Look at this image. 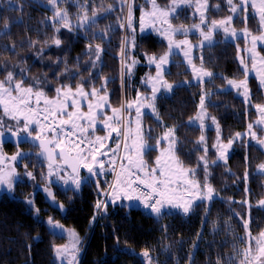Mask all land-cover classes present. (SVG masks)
<instances>
[{"label":"trees","instance_id":"trees-1","mask_svg":"<svg viewBox=\"0 0 264 264\" xmlns=\"http://www.w3.org/2000/svg\"><path fill=\"white\" fill-rule=\"evenodd\" d=\"M169 1L157 0L161 5ZM83 2L58 0V7L69 14V30L53 20L54 10L47 0H0V79L12 72L16 79L25 81V86L34 80L44 81L45 92L55 95L54 89L61 84L75 87L83 80L85 88L99 87L107 78L111 105L118 107L124 103L135 92L131 84H140L138 75L145 72V66L137 65L131 76L125 67L131 53L127 50V5L122 6L120 0H88V14L91 16L96 9L97 20L89 28H81L77 26V15L83 13L78 7ZM108 5L114 7L110 13L103 11ZM121 23L125 26L120 27ZM233 25H245L243 12L236 15ZM246 25L254 32L258 29L251 12ZM55 39L61 41L59 46ZM97 45L103 50L98 61ZM165 49V42L156 34L145 32L135 38L133 53L142 57L145 53L160 54ZM195 52L194 59L201 64L202 56L203 66L213 72V77L203 83H180L169 94L158 95L156 117L150 113L143 116L145 139L154 149L143 157L149 167L154 164L158 153L154 144L165 129L172 127L176 154L185 167L196 169L195 178L201 185L205 183V172L197 165L207 148V182L217 197L210 203L198 202L186 215L179 210L166 211L161 217L145 215L130 201L106 200V210H99L97 203L104 199L100 192L108 186L111 174L105 181L95 177L99 186L90 180L83 181L79 190L62 188L52 180L48 182V167L34 154L19 171L21 177L14 184V195L0 194V264H67L55 252L56 247L70 243L65 227L79 237L78 264H148L142 256L144 251H148L152 264H228V257L234 255L233 244L243 247L236 238L244 236V219L249 221L252 234L264 230V206L257 204L264 196V175L255 171L256 165L264 164V150L243 136L234 140L225 162L216 161L214 129L206 128L202 133L187 121L197 111L201 95H205V107L219 122L221 140L227 142L255 119L252 106L264 100V90L249 76V103L232 90L222 88L227 78L244 77L236 61V42L217 40ZM72 74H76L74 80L69 79ZM165 76L168 82H180L191 75L178 56L173 55ZM139 89L146 90L140 85ZM201 134L205 142L198 144ZM4 147L12 146L9 143ZM26 171L32 172L35 179L25 176ZM29 199L32 204L27 202ZM49 218L63 225V232L51 227L47 223Z\"/></svg>","mask_w":264,"mask_h":264},{"label":"snow or ice","instance_id":"snow-or-ice-1","mask_svg":"<svg viewBox=\"0 0 264 264\" xmlns=\"http://www.w3.org/2000/svg\"><path fill=\"white\" fill-rule=\"evenodd\" d=\"M47 2L54 10L53 20L71 30L72 24L69 14L66 10H61L58 7V0H47ZM148 2L152 7L151 11H142L140 18L141 31H144L146 27H151L168 41V50L163 55L158 58L155 56L149 58V63L154 64L156 70V75L145 81L146 84L151 85L150 97H141L138 93L135 101H126L118 108L112 107V114L107 115L105 109L111 107L107 95V78L104 79V83L99 89L93 85L90 91L85 90V81L83 80L76 84L74 89L70 83L61 84L54 89L56 95L50 98L44 90L46 82L34 80L33 83L25 86L23 79H16L12 72H8L5 80H0V129L4 128V117L15 121V130L13 131L10 126L9 131L18 141L34 142L35 146L40 149L36 155L47 161V177L56 176L65 185L71 183L77 190L80 189L83 181H90L105 174V161L100 157L108 156L111 152L112 155L109 157L108 163L112 171H115L117 159L120 160V172L116 174L115 183L110 186L113 200L123 197L129 201H137L157 217L166 214L168 209L179 210L186 215L195 206H198V202L207 201L210 203L215 198L214 189L207 182L209 175L207 148L203 149L204 155L199 157L197 165V167H202L205 172V183L203 185L195 178L196 169L185 167L176 154L174 146L177 141L173 136L174 130L172 129L165 133L162 138L163 140L172 138L169 147L156 158L155 166L149 167L143 156L154 149L144 139L141 120L145 113L142 112V109L150 108L155 112L154 102L157 99V93L161 89L172 91L173 85L169 84L164 76L167 72L165 66L171 63L170 56L174 48L182 50L185 60L192 69L194 78L201 83L204 82L205 77H213V73L204 68L202 56L199 58L201 66L196 67L189 48L190 42L187 39H175L177 34L186 37L190 30L183 27H173L170 17H173L182 6L191 7L193 0H171L167 8H161L157 4V0H148ZM195 3L196 10L200 12V23L194 24L192 28L199 31L202 39L199 45L191 47L203 48L205 44L212 45L213 35L219 31L224 33L225 39L229 37L238 39L242 35L245 43L251 44V47H246L243 50L250 54L248 61L240 57L245 79L239 82L235 80L227 81L228 86L237 89L238 92L243 89V92L239 94L244 96L245 102L250 103V90L247 85L249 73L255 72L260 79V84L264 86V56H261L257 51V44H264V0H235V2L234 0H226L231 15L220 20L213 19L210 23L204 11H201V9L207 8V0H195ZM120 4L128 6L127 22L128 27L131 28V5L128 4V0H120ZM87 5L88 0L78 3V7L83 10L82 14L77 15L78 27L89 28L96 23L97 10L93 9L91 16H89ZM249 7L255 10L254 14L259 16L260 29L258 35H253L246 26L239 34L235 28L231 27L234 16L241 12L245 14L246 25V14ZM113 10V5H108L107 8L103 9L108 13ZM157 23L161 27L157 28ZM165 25L166 27H164ZM202 25L206 26V31L201 27ZM124 26L123 23L120 24V27ZM4 27L8 29L7 22H5ZM56 30L58 32L59 28ZM54 43L59 46L61 41L55 39ZM132 43L134 46V37ZM237 49L241 51L239 45H237ZM102 51L100 46L97 45L96 61L100 59ZM96 61L92 62L93 68L96 67ZM249 62L251 68H249ZM135 63L136 61H133V64ZM67 71L69 70L66 69ZM127 71L131 72V66L128 67ZM75 78L76 74L69 77L72 80ZM101 92L105 94L101 95ZM84 101H88L87 112L81 110ZM144 101H149V103L146 104ZM204 107L205 95H201L200 108L203 110ZM255 107L261 116V119L256 123L264 126V106L255 105ZM133 109L135 112L134 118L132 115ZM211 119L215 124V118ZM195 120L199 121V127L203 133L205 128L204 112L201 111ZM193 122L190 121V123ZM98 123L106 130L107 135L94 136V139H90V136L94 135ZM133 124H135V127H133ZM253 127L254 125L250 123L247 133H236L235 137L229 139L227 144H223L219 140V126L217 125V143L213 147L219 153L218 159L226 161L227 150L232 146L235 139H240L243 135L250 136L260 146H264V138H258L257 132L253 131ZM260 130L264 131V127H261ZM113 133L116 134L120 142L116 144L115 148H109L105 151V142L112 137ZM0 136H3L2 131H0ZM204 142L205 136L201 134L197 143L203 144ZM159 143L158 140L157 144ZM121 147L125 155L118 157ZM28 155L30 154L18 151L10 159L15 162L18 159L26 158ZM4 159L5 157L0 155V188L3 189L4 194L14 195L13 188L14 184L19 181V174L16 172L15 166L11 168L3 166ZM212 163L214 164L216 161H212ZM25 168H27L26 165ZM82 169L87 171V176L81 177L80 172ZM259 169L264 172V164L259 165ZM61 172L65 175L62 176ZM24 175L35 179L32 172L26 171ZM245 179H247V173H245ZM96 183L99 186L98 180ZM44 190L55 201L54 195L47 188ZM27 202L32 204L33 200L29 199ZM261 203H264V201ZM100 206L101 204L98 202L97 208ZM58 207L63 208L62 205H58ZM104 207L106 210L107 205L105 204ZM47 223L54 229H60L63 232V225L58 222L54 223L52 218H49ZM243 228L245 229V236L236 238L238 244L243 245V247L233 244L234 255L228 257V264H264V230L257 236H253L249 229L248 220L243 222ZM68 236L70 243L63 247H56V256L62 261L66 259L67 264H78L79 237L75 231H69ZM142 256L148 264H152L148 251H144Z\"/></svg>","mask_w":264,"mask_h":264},{"label":"rangeland","instance_id":"rangeland-1","mask_svg":"<svg viewBox=\"0 0 264 264\" xmlns=\"http://www.w3.org/2000/svg\"><path fill=\"white\" fill-rule=\"evenodd\" d=\"M234 2H235V0H234ZM170 3H171V0L166 5H161V4H159L157 2V4L161 8H167V7H169ZM130 5H131V10H132V20H131L132 27L129 28L128 27V22H127V16H128V10H129L128 9V6H127V9H126L127 11L125 13V21H126L127 32H128V35H127V43L129 44V46H127V50L131 51V53H130L128 62L125 63V65H126L125 67H126V69H128V67L131 66V72L130 73L128 72L129 75H131V76L134 75V70H136L137 65H143V66H145V72H142V73H140L138 75V77H140V78L137 79V80H138V82H140V84H134V83L131 84V88L132 89H135V92H133L132 95L128 99L125 100V102L126 101H129V102L130 101H135L136 98H137L138 93H139V95L141 97H144V96H149L150 97L151 96V85L150 84H146L145 81L149 77H154L156 75V70H155V65L149 63V58L150 57H153V56H155V57L158 58L159 56L163 55L168 50L167 49L168 41L163 36L159 35L156 31H154L151 27H146L144 31H141L140 18H141V15H142V11H151V7H152L151 4L148 2V0H131L130 1ZM201 11H204V14L207 17V20H208L209 23L213 19L220 20V19L226 18L227 16L231 15V13H230V11L228 9V5L226 3V0H207V8L206 9H201ZM254 11L255 10H253V9H251V7H249L248 12H251L253 14V16H255V18H256V23H257V27H258V29H257L256 32L252 31L249 27H247V25L234 26L233 25V22H234V19H235L236 15L234 16V19L232 21L231 27L232 28H235V30L239 34L241 32V30H243L245 28V26H246L247 29L253 35H258L259 34V29H260L259 16H258V14H254ZM248 12H247V14H248ZM185 15H190V17L189 18H185ZM243 16H245L244 13H243ZM170 20H171V23H172L173 27H183L185 29H189L190 30L189 33H188V35L186 37L184 35L177 34L176 37H175V39H177V40L187 39L190 42L189 48H190L191 55L193 56V63L196 65L197 68H199L201 66V64L194 59V57L196 55L195 50L197 49V51H199L202 48H200V47H191L193 45H199V43H200V41L202 39V37H200V35H199V31H197V30H195V29L192 28V26L194 24H199L200 23V12H198L196 10L195 0H193L191 7L186 6V5L185 6H182L178 10V12L173 15V17H170ZM156 27L159 28L161 26H160L159 23H157ZM164 27H166V25ZM201 27L204 28L205 31L207 30V28H206L205 25H202ZM133 29H134V31H133ZM145 32H152L154 35L156 34L163 42H165L166 49L163 52H161L160 54H148V53H145L144 56H142V57L141 56L134 55V53H133L134 46H133V43H132L133 37L134 38H137V37L141 36L142 34H144ZM224 39H225V37H224V33L222 31L216 32L213 35V42H215L217 40H224ZM238 39H241L242 42L241 43H238L237 39H234L232 37H229L228 39H225V40H230V41L236 42V50H237V52H236V61L239 64L240 70L243 72V66L240 64V57H243L246 61H248V58H249V55L250 54L249 53H246L243 50L246 47H251V44L250 43L246 44L245 43V39H244V37L242 35H240ZM249 41H250V37H249ZM205 45H208V44H205ZM237 45H239V49L241 51H238ZM257 51L260 53L261 56H264V44L258 43L257 44ZM173 55H177L178 56V59H180L185 64L186 69L189 71V74L191 75L189 79L182 80L180 82H170V81L168 82L166 80V76H164V79L169 84H172L173 85V89H174V86L175 85H178L180 83H185L186 81L188 83L200 82L199 80H197L196 78H194L192 69L188 65L187 61L185 60V58L183 56L182 50L181 49H175L174 48L173 51H172V55L170 56V61L173 60ZM133 61H136V63L133 64ZM165 67L168 70L169 64L166 65ZM204 68L207 71L212 72L210 69H207L206 67H204ZM249 68H251L250 62H249ZM249 76H252L255 79L256 84L259 86V88H262L264 90V86H262L260 84L259 77L255 74V72H250L249 75H248V77H247V85H248V89L250 90V92H251L250 84H248V78H249ZM211 78L205 77L204 78V81L210 80ZM244 79H245V76L243 78H237V79L227 78L226 81H225V83H224V85L222 86V88L225 89V90L226 89L232 90L233 93L236 96H240L245 101L244 96L241 95V94H239L240 92H243V89H240L239 92H238L237 89L232 88V87L228 86V84H227V81L228 80H235V81L239 82L240 80H244ZM0 80H5V78L4 79H0ZM188 83H185V84H188ZM101 85L99 87H97V86H95V87L97 89H99L101 87ZM139 85L141 87H144V89H146V90L143 91V90L139 89ZM91 87L92 86H90L89 88H85V90L86 91H90ZM74 88L75 87H73V89ZM170 92L169 91H165L164 89H161L157 93V97H158L159 94H169ZM100 94L101 95H104L105 93L104 92H101ZM55 95H48V96L51 98V97H54ZM107 95H108V98H109V91L108 90H107ZM87 103H88V101L82 102L81 110L83 112H87ZM144 103L147 104V103H149V101H144ZM154 104H155V102H154ZM110 105H111V103H110ZM255 105H262V106H264V100L261 103L253 104L252 107L256 111V117H255V119L251 120L247 124L246 129L243 132H240V133L241 134L247 133V131H248V125L251 123V124L254 125L253 131H256L257 132V137L258 138H264V131H261L260 130V128L261 127H264V126L257 125V123H256L258 120L261 119V116H260V113L258 112V110L256 109ZM120 106H118V107H120ZM112 107L118 108L117 106H114V105L113 106L111 105V107L106 108L105 109V112H106L107 115H111L112 114L111 113V108ZM196 109H197V111L193 114L192 117H190L189 119H187V121L189 123H190V121H194L193 123H190V124H193V125L195 124L196 126L199 127V121L195 120V118L197 117V115L201 111H203L204 112V124H205L204 130L206 128L214 129V131L216 132V135H215V138H214V142L213 143L216 144L217 143V130L216 129H217V125L219 126V122L216 119H215V121H216L215 124L212 122V119L211 118H213V116L210 115L208 109H206V107H204L203 110L200 108V100L198 101V105H197V108ZM69 110L71 111L72 109L70 108ZM142 112L145 113V114L150 113L154 117H156V115H157V111L155 110V112H153L152 109H150V108H143L142 109ZM132 115H133V118H134V115H135L134 109H133ZM143 116H142V120H141V126H142V132L144 134V139H145L146 126L143 123ZM10 126H11L12 130L14 131L15 130V121H12V120L8 119L7 117H4V128L2 129V131H4L5 133L11 132V131H9V127ZM133 127H135V124H133ZM170 129L173 130L172 127L165 129L161 133L160 137L158 138V140L160 141V143L157 144V142H156L154 144L155 147L158 149V153L156 155V158L158 156H160L161 152H163L164 150H166L169 147V143L171 142V139L172 138H169V140H163L162 138L164 137L165 133H167ZM220 134H221V131H220V126H219V140H220L221 143L227 144L228 141L227 142H224V141L221 140ZM106 135H107L106 130H104L102 128V125L98 123L97 126H96L95 133H94L93 136H90V139H94V136H106ZM173 136L175 138V133L174 132H173ZM243 136L246 138V141H248V142H251L252 141L257 146H259L262 150H264V146H260L255 140H252L250 136H248V135H243ZM235 140H238V139H235ZM145 141H146V139H145ZM118 142H120L119 138H117L116 137V134L113 133L112 137L105 142L106 143V148L104 150L106 151L109 148H115L116 147V144ZM232 146H233V144H232ZM232 146L227 150V159H228V157L230 155L229 153H230V150L232 149ZM215 154H217V157L215 159L216 161L225 162L224 160H219L218 159L219 153H218V151H217L216 148H215ZM111 155H112V153L109 152L108 156L100 157L101 159H103L105 161V174L99 176L103 181H105L106 180V177L107 176L109 177V174H111L113 172L111 170V168H110L109 163H108V159H109V157ZM124 155H125L124 150L121 147V149L118 152V157H123ZM143 159H144V157H143ZM155 161H156V159H155ZM125 163H126V161H125ZM259 165H261V164L256 165L255 171L258 172V173H260V174H262V175H264V172H262L259 169ZM154 166H155V164L154 165H151L150 167H154ZM6 167L11 168L10 166H6ZM83 171H85V170H83ZM16 172L18 173V171H16ZM61 175L63 176V175H65V173L61 172ZM80 175H81V177H84V176H87L88 173L86 172L84 174H81V172H80ZM50 180H52L54 183L60 185V187H62V188H71V187L75 188L71 183H69L68 185H65L63 183V181L62 180H58L56 176L50 177L48 179V182H50ZM115 180H116V177L114 179V182H112V184H111V178L109 179L110 183L108 184V188H109V186H111V185H113L115 183ZM0 190H2V188H0ZM106 191H107V189L104 192L105 193V197L107 198V200L109 202H111V203H117V202H119V203H124V202L127 203L128 202V200L124 199L123 197H120L118 199L113 200L111 198V194H112V188L111 187L109 188V190L107 192ZM214 193H215V197H217L218 194H217V192L215 190H214ZM262 201H264V196L262 197L261 200L258 201L257 204L259 206H264V203H261ZM130 203H132V202H130ZM167 211H171V209H168ZM172 211H174V210L172 209ZM244 221H245V219L243 220V222ZM64 229L67 231V234H68L69 231H71V229L69 227H65ZM243 233H244V236H245V229H244V232ZM259 233H255V234H252V235L253 236H257ZM79 246H80V244L78 245V247Z\"/></svg>","mask_w":264,"mask_h":264},{"label":"flooded vegetation","instance_id":"flooded-vegetation-1","mask_svg":"<svg viewBox=\"0 0 264 264\" xmlns=\"http://www.w3.org/2000/svg\"><path fill=\"white\" fill-rule=\"evenodd\" d=\"M34 135H35V133H34ZM24 143H28V142H23V144H19V145L10 143L11 146L14 147L13 149H12V147H10V148L4 147V144H9V143L0 144V152H2V156L5 157L3 166H10V167L15 166L16 171H18V174H19V171H23V169H24L23 168L24 161H27V160L29 161L31 159V157H35L34 154H36V152H38V148L36 146L34 147L30 143H28V144H30V146H28V145H24ZM18 151L25 153V154H30V155H28L26 158L18 159L15 162L11 161L10 157L15 155ZM41 162H43L45 165H47L46 161L41 160ZM20 177L21 176L19 174V178ZM2 192H3V189L0 190V194H2Z\"/></svg>","mask_w":264,"mask_h":264},{"label":"water","instance_id":"water-1","mask_svg":"<svg viewBox=\"0 0 264 264\" xmlns=\"http://www.w3.org/2000/svg\"><path fill=\"white\" fill-rule=\"evenodd\" d=\"M0 131H2L1 129H0ZM3 132V131H2ZM21 135H23V134H21ZM23 142H25V141H23V140H17V138H15V137H13L12 136V134H11V132H9V133H5V132H3V136H0V144H3V143H13V144H16V145H19V144H23ZM28 143H30V144H32L34 147H35V143L34 142H28ZM38 148V147H37ZM40 151V149L38 148V152ZM38 152H36V153H38ZM0 155H2V152H0ZM39 157V156H38ZM41 160H43V161H46V160H44L42 157H39ZM47 162V161H46ZM86 171V170H85ZM87 172V171H86ZM92 181L93 182H96V178H93L92 179Z\"/></svg>","mask_w":264,"mask_h":264},{"label":"built area","instance_id":"built-area-1","mask_svg":"<svg viewBox=\"0 0 264 264\" xmlns=\"http://www.w3.org/2000/svg\"><path fill=\"white\" fill-rule=\"evenodd\" d=\"M119 164H120V163H119V160H117V164H116V168H115L114 173H115L116 171H120ZM137 203H138V208L141 210V212H142L143 214H145V215H152V213L150 212V210L145 209L141 203H139V202H137Z\"/></svg>","mask_w":264,"mask_h":264},{"label":"crops","instance_id":"crops-1","mask_svg":"<svg viewBox=\"0 0 264 264\" xmlns=\"http://www.w3.org/2000/svg\"><path fill=\"white\" fill-rule=\"evenodd\" d=\"M154 164H155V163H154ZM128 201H129V200H128ZM130 202H132V204L134 205V203H133L134 201H130ZM171 211H172V209H171Z\"/></svg>","mask_w":264,"mask_h":264}]
</instances>
